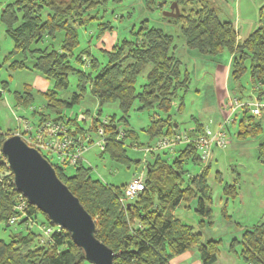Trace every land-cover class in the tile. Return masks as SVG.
Instances as JSON below:
<instances>
[{
    "label": "trees",
    "instance_id": "trees-1",
    "mask_svg": "<svg viewBox=\"0 0 264 264\" xmlns=\"http://www.w3.org/2000/svg\"><path fill=\"white\" fill-rule=\"evenodd\" d=\"M194 1L147 0L161 9L169 6L170 2H177L181 15L171 22L180 23L187 47L212 56L228 51L232 55L230 78L240 82L243 76L249 74L253 90L261 100L264 96V13L260 26L241 41L233 23L221 21L215 10L207 7L202 0L197 2L200 7L197 5V8L187 9ZM106 2L8 0L3 6L0 25H5L6 33L14 43L11 54L22 58L14 60L12 65L31 70L52 84V88L43 91V95L55 117L51 113L42 115L40 124L51 120L67 126L76 125L74 135L83 132L77 120L67 119L64 111L81 103L89 93L98 101L100 111L106 105L117 103L122 113L118 121L126 126H129V116L137 102L139 110L156 108L157 113L151 116L145 130L151 140L148 148L162 137L183 132L190 138L206 136L204 126L199 121H196L194 128L182 132L179 131V124L171 118L174 100L179 91L188 89L190 80L188 72L182 71V63L173 53L172 36L143 24L139 31L132 32V38L126 37L116 42L110 50L100 48L106 59L103 62L93 56L89 48L75 54L80 44L78 29L97 19V15L93 16L92 13L102 9ZM112 29L106 25L99 30L98 38L102 39ZM29 59L31 66L27 65ZM87 64L88 71L77 66ZM147 68L146 83L137 91L138 79ZM71 75L77 80L76 91L68 99H62L59 93L69 88ZM243 87L240 83L237 90L241 91ZM31 88L27 86L23 94H15L18 105H27L33 100ZM182 101L183 97H180ZM248 108V104L242 107L244 114ZM118 121L113 115L104 124L97 117L94 118L93 129L96 131L101 125L104 127L107 139L103 153L108 152L112 158L128 161V164L130 160L125 153L124 140L132 138L137 143L138 134L128 128L121 131L123 136L119 138ZM260 130L261 123L256 122L254 116H244L239 135L250 136ZM10 135L13 133L3 134L0 131V227L10 230L9 240L0 239V264H89L71 235L52 224L46 214L30 205L16 191L13 174L1 152L3 141ZM137 144V147H141V144ZM177 148L175 146L173 151L147 152L151 158L145 162V188L125 205L120 199L127 184L115 187L95 179L91 168L85 167L82 160L74 167L51 164L58 177L92 216L97 227V238L114 252V264H170L174 257L190 250L198 252L202 264L217 261L222 240L205 241L200 229H195L175 215L177 208L184 204L188 205L183 206L185 209L190 208L189 203L196 200L198 226L203 229L213 224L209 166L200 174L190 175L185 168L186 163L200 164L204 160L193 142L186 143L181 150ZM169 153L175 155L166 157ZM258 158L264 165V142L258 147ZM225 189L233 197L236 196L235 186L228 185ZM22 202L26 203V207L20 210L18 207ZM40 213L47 220L42 223L43 228L54 227L49 238L32 228L38 222L37 215ZM222 213L224 218H231L227 214V204ZM13 217L17 219L14 223L16 226H25V232L12 231L11 227L15 225L10 220ZM229 252L244 264H264V219L245 229L240 239L233 238Z\"/></svg>",
    "mask_w": 264,
    "mask_h": 264
},
{
    "label": "rangeland",
    "instance_id": "rangeland-1",
    "mask_svg": "<svg viewBox=\"0 0 264 264\" xmlns=\"http://www.w3.org/2000/svg\"><path fill=\"white\" fill-rule=\"evenodd\" d=\"M202 1L207 7L215 10L221 21L233 23L241 41L247 39L260 26V19L264 13V0ZM0 2L1 12L8 0H0ZM194 2L187 9L197 8V5L200 7V3L197 4L198 0ZM172 3L170 2V5ZM170 5L161 9L158 5L148 3L147 0H107L102 9L92 13L93 16L97 15V19L78 29L80 44L75 50V54L89 48L93 56L103 62L106 59L100 48L110 50L116 42L126 37L132 38V32L139 31L143 24L150 28L160 29L174 38L173 53L182 63V71L188 72L190 80L188 89L185 92H178V96L171 107L170 115L173 122L179 124V131L182 132L194 126L196 121L209 128L212 135L222 127L228 139L227 147H214L207 161L200 164L188 161L185 165L192 176L200 174L204 168L209 166L208 184L212 190L213 224L203 229L198 226L199 216L196 213V200L189 203L190 208L185 209L183 206L188 207L186 204L179 207L177 214L178 212L182 213L184 209L185 216L191 218L193 222L197 221V229L205 230L204 239L222 240L221 250H227L226 248L229 247L233 238L240 239L245 229L251 228L264 219V165L258 158V147L264 142V96L261 100L258 99V94L253 90L249 74L243 76L240 82L230 78L229 74L224 92L228 96L220 98L218 91L220 94L222 90H220L218 78L215 76L216 68L220 65H228L232 60V55L228 51L216 56L204 55L198 50L189 49L180 23L171 22L172 19L165 16V13L170 10ZM106 25L113 29L104 35L105 39L104 37L99 39V30ZM59 39L61 40V35ZM59 39L57 40L58 45ZM13 50L14 43L7 35L5 25L1 24L0 131L3 134L22 133L23 126L25 123L27 124V121L29 125L35 128L40 124L42 115L45 114L51 113L52 117H55V113L47 107L43 91H39L37 87L41 82L34 84L37 76L41 75L25 68H15L12 65L13 61L22 58L12 55ZM27 65H32L30 59ZM77 66L85 71L89 70L88 64ZM147 71L148 68L139 77L137 91H140V86L146 83ZM69 81V88L59 93V97L62 99H68L76 91V77L71 75ZM240 83L244 86L241 91L237 90ZM27 86L33 88H31L33 100L27 105H18L15 94H23ZM50 88H52L51 83L47 89ZM180 97H183L182 103ZM235 99H241L239 100L241 103L249 105L246 114H244L245 110L239 108L231 115L230 104H233ZM95 102H98L96 98L88 93L81 103L66 109L64 114L67 115V119H76L78 126L84 130L75 135L83 140L87 147L81 158L84 166L91 168L95 179L115 187H121L132 181L137 175L145 173V162L151 158V155L145 151L148 148L147 144L151 143L145 130L150 124L151 116L157 113V110L156 108L139 110V103L137 102L130 113L129 126H126L118 121L122 117V113L117 103L106 105L100 111ZM256 104L261 105L260 116H255L252 113ZM113 115H116L120 132L129 128L134 129L138 134L137 143L141 144L139 145L141 147H137L138 144L132 138L124 140L125 153L130 160L128 164V161L123 162L112 158L108 152L103 153L104 150L96 145L100 138L93 129L94 118L98 117L102 123ZM244 116L247 118L254 116V120L261 123V130L256 131L253 135L241 137L239 135L240 123ZM68 128L75 132L76 125L68 126ZM184 146L185 144H179L176 150H181ZM174 155L169 153L166 157H173ZM69 173L73 172L69 171ZM228 185L236 187L235 197L226 191L225 187ZM226 204L230 219L224 218L222 213ZM37 221L32 228L45 237L42 223L47 220L40 213L37 215ZM12 225H15L11 227L12 231L23 230L25 232V226ZM9 231L0 227V239L9 240Z\"/></svg>",
    "mask_w": 264,
    "mask_h": 264
},
{
    "label": "water",
    "instance_id": "water-1",
    "mask_svg": "<svg viewBox=\"0 0 264 264\" xmlns=\"http://www.w3.org/2000/svg\"><path fill=\"white\" fill-rule=\"evenodd\" d=\"M165 16L169 19L180 16L177 2L170 5ZM1 152L13 174L16 191L46 214L52 224L66 230L89 264H114V252L97 238L92 216L38 150L13 134L3 141Z\"/></svg>",
    "mask_w": 264,
    "mask_h": 264
},
{
    "label": "built area",
    "instance_id": "built-area-1",
    "mask_svg": "<svg viewBox=\"0 0 264 264\" xmlns=\"http://www.w3.org/2000/svg\"><path fill=\"white\" fill-rule=\"evenodd\" d=\"M243 106V103L235 99L233 101V104H230L231 115L232 112L236 111L239 108H242ZM252 113L255 116H260L261 105L256 104L255 107L252 109ZM28 123L29 122L27 121V124H24L23 132L17 134L20 135L28 145L38 150L51 164L67 165L68 167H74L78 163V161L81 160L82 154L85 152L87 147L85 146L83 140L77 138L73 134L74 132L71 131L67 125L61 122H54L49 120L33 128ZM102 123L106 124L108 123V120H105ZM223 129L224 128L221 127L213 135H199L197 138H190L186 132L175 134L172 137H162L156 142L153 147L146 149V152L154 150L173 151V148L175 146H178L179 144L193 142L195 143L201 155V158L204 161H207L210 158L212 149L214 147H227L228 139ZM96 132L100 138L96 145L101 150H104L107 139L104 127L102 125L98 126ZM122 136L123 133L121 132L119 138H121ZM144 181L145 173H141L127 184L124 190V194L120 199L123 205L133 200L141 191L144 190ZM25 202H22L19 205L18 209H24L26 207ZM16 221L17 219L13 217L10 220V223L14 224ZM53 232L54 227L43 228V233L46 238H49Z\"/></svg>",
    "mask_w": 264,
    "mask_h": 264
},
{
    "label": "crops",
    "instance_id": "crops-1",
    "mask_svg": "<svg viewBox=\"0 0 264 264\" xmlns=\"http://www.w3.org/2000/svg\"><path fill=\"white\" fill-rule=\"evenodd\" d=\"M104 39H105V37H104ZM231 62H232V60H230V63L228 65H226V66L220 65L219 67L216 68L215 76L218 78V84L220 85V90H222V92L220 94L218 91V95L220 96V98L221 97L223 98L226 95L228 96V94L225 95L224 92L226 91L225 88H226V85L228 82V77L230 74ZM39 82H41V84L37 86L39 88V91H45L49 85V82L46 81L41 76H37V80L35 81L34 84L39 83ZM95 103H96V105H98V102H95ZM106 120H108V118ZM177 127L178 126L176 125V128ZM194 127H195V125L189 129H192ZM204 130L207 134L212 133V131L209 128H206L205 126H204ZM184 214H185L184 209L182 210V213L178 212V214H177V210L175 211V215L178 218H180L181 220H183L184 222H186L188 224H191L192 226H194L197 229V226H196L197 221L193 222L191 218L185 216ZM197 230H199V229H197ZM204 231L205 230H200V232H202V234H203V239H204ZM204 240L206 241L208 239L205 238ZM226 249L227 250H223V249L221 250L219 257L214 264H244L238 257H236L235 255H233L232 253L229 252V247ZM170 264H202V262L200 260L198 252L196 250H190V251H187L181 255L174 257L171 260Z\"/></svg>",
    "mask_w": 264,
    "mask_h": 264
}]
</instances>
